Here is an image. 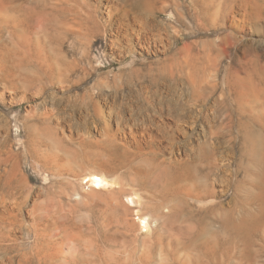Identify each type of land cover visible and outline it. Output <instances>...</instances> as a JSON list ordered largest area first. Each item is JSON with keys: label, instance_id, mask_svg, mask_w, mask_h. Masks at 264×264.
<instances>
[{"label": "rangeland", "instance_id": "374dc122", "mask_svg": "<svg viewBox=\"0 0 264 264\" xmlns=\"http://www.w3.org/2000/svg\"><path fill=\"white\" fill-rule=\"evenodd\" d=\"M4 1L5 7H0V50L2 51L0 78L6 79L9 84L12 83L16 72L21 73L16 68L20 67L23 61L29 62L28 57H33L35 48L42 47V45L32 46L24 41L27 53L15 56L7 47L8 45L17 47L18 44L15 42L19 41L20 34L39 39L49 54L53 52L52 54L57 56V53L61 52L66 60L81 59L83 44L76 36L77 31L73 33L71 30L68 34L64 32L60 34L65 31L66 26L62 27L54 23L57 16L63 18L57 8H51L54 0L49 2L46 22L40 12V4L44 0H8L7 5ZM168 1L174 3L171 10H175L176 4L179 3L177 8L182 12L188 10L187 4L191 1L196 8L202 9L203 24L196 33L193 31V36L189 37L187 34L196 29L198 23L186 14L188 18H185L183 24L175 23L174 27L170 28L173 35L172 45L166 54L137 50L132 54V58L136 62L134 66L140 71L139 75L145 78L144 84L151 83L154 77L165 81L157 83L158 87L154 86V89H158L157 96L151 90L156 96L153 104H157L159 99L158 104L175 111L174 116L182 118L183 122L187 123H184L185 133L179 136L181 152L177 155L178 164L174 168L180 174L186 168L187 181L190 182L193 192L200 194L202 199L196 202L185 196L180 189L176 191L174 197L181 201L185 200L183 204L187 208L186 211L196 209L188 206L189 203H196L200 207L199 219L203 221L200 222L199 231L194 233L192 240L187 237L181 239L182 241L175 245L171 254L168 256L159 254L150 264H264V0H217L218 3L221 1L228 3L229 9L225 6L211 7L212 4L209 5L211 0ZM217 11L219 14L216 13ZM173 13L176 14V11ZM18 17L21 20L18 21ZM159 18L165 22L170 21L169 13H162ZM20 27L22 30L19 29ZM39 27L42 30L39 34L38 32L35 34ZM42 37L44 40L47 39L44 41ZM185 44L190 46L191 54L187 50L181 51L183 57L180 58L189 59L191 65H194L187 66L185 72L177 74L175 79L160 72L161 65L158 64V60L169 57L173 51H179ZM110 55V49L105 50L101 42L95 43L90 54L92 56L90 63L87 61L80 63L81 67L88 68L87 75L81 69L72 73L67 72V75H59L58 71L54 76L46 77V95L41 96V88L38 86V89L36 86L25 90L26 99L23 100L22 105L13 108L7 102L3 107L0 105V124L2 123L4 127L2 125L0 127L2 134H0V148L7 151L5 157L11 155L10 162H12L7 167L12 168L14 163L16 164L17 171L20 169L16 173L18 177L26 178L29 185L34 186V192H37L34 193L35 199L40 202L45 198L56 201L53 209L56 208L58 213L66 215L69 230L80 232L91 225L99 226L97 231H100L99 236L105 250L106 261L110 260L109 257L116 250L115 244H112L109 238L121 234L122 231L124 233L125 229L117 224L110 225V228L105 226L108 221L104 218L103 212L100 213L92 205L91 194L94 189L88 180L93 173L106 176L108 185L99 189L102 197L105 198L112 190L120 187L122 179L131 178L133 171L129 165H126L124 158L137 149V144L126 140L125 143L118 142L119 140L117 144L111 143L102 134L101 127L93 126L89 115L91 113L84 111L89 103V100L84 102L87 97L89 98L88 95H96L100 92L103 93L100 100L102 104H106L102 106L107 108L109 102L115 101L108 97L115 83L123 84L130 78L126 73L130 64H126L131 58H119L123 64L115 59L111 65L110 60L113 58ZM17 60L23 61L20 63ZM30 66L33 67L32 64ZM27 67L24 70L26 72ZM189 69L206 76L207 81L204 82V86L196 85L194 78L188 72ZM176 70L171 68L168 74L178 73ZM19 73L16 74V83L19 85V90L23 91L21 86L23 76ZM138 73L131 74L134 85L131 88L126 87L125 91L141 89ZM120 76L121 78H118ZM67 77L69 81L65 80ZM70 83H73V87H66ZM210 84H216V90L213 92L211 89L201 93L202 90L209 89ZM45 97L47 107L52 106V97H55L62 110L66 109L68 112L71 108L76 110L74 115H66L65 120L62 121L63 125L57 122L58 119L50 121L52 126H59L58 135L64 140L65 148L70 149L69 156L73 160L74 171L62 170L60 175H56L54 172L58 171L57 167L52 166L50 170L48 169L51 172L43 173L40 167L44 164L45 170L48 168L43 161L37 163L38 166L35 164L37 167L33 168L31 162L35 153H27L22 147L20 140L24 139L23 131L20 129L21 132L16 134L14 117L21 114L25 116L29 110H44L42 101ZM134 105L138 106V103L135 102ZM144 106L142 105V108ZM30 123H38V121L31 120ZM6 126L11 128V133L9 130L5 131ZM82 133H85L87 138L92 137L95 142L83 143ZM105 144L110 146L111 152L105 149ZM158 147L161 154L169 156L167 151L164 152L166 145L159 144ZM142 149L147 155H154V152L149 150V144H142ZM88 152L91 157L86 155ZM101 154L107 156L103 161L99 160ZM5 164L6 162L3 167H6ZM37 168L40 170L38 171ZM39 191L43 193L39 195ZM164 210L168 211L167 208ZM138 217L135 215L136 221H139ZM225 219L233 221L235 226L244 223L246 228H234L232 233H226L223 231ZM157 227V224H153L150 232L141 233H144L142 234L144 237L158 236L162 234L163 229ZM156 228L157 231L154 230ZM116 248L121 253H118L120 264H131L127 247L119 243ZM32 264H38L37 257L32 259Z\"/></svg>", "mask_w": 264, "mask_h": 264}, {"label": "bare ground", "instance_id": "6f19581e", "mask_svg": "<svg viewBox=\"0 0 264 264\" xmlns=\"http://www.w3.org/2000/svg\"><path fill=\"white\" fill-rule=\"evenodd\" d=\"M3 1L4 0H0V7H5ZM7 1L8 0H6V2ZM49 2L50 0H44L40 4L41 11H39L45 22L48 20ZM211 4V7L225 6L229 9V4L223 1L218 3L217 0H211L209 5ZM176 5L178 7L179 3ZM187 5L189 6L188 10L182 12L178 11L179 9L177 7H175V10H171L174 3L168 0H54V4L51 8H57L63 15V18H65L63 19L57 16L54 22L59 26H66L65 31H62L60 34L63 32L68 34L71 30H73V33L77 31V34H75L82 41L83 45L80 60H66V57L62 56L61 52H58L57 56L53 55V52L49 54L48 51L43 48V44L39 39L35 37L32 38L27 34H20V36H18L19 41L15 42L18 44L17 47L8 45L7 49L12 51L10 52L12 54L14 52L15 56H19L20 54L25 55V52L27 53L24 41L29 42L32 46L42 45V47L35 48L36 52L33 54L32 58L28 57L29 62L24 63V61L21 60L23 63L20 67L16 68L21 71V73H18L23 76V85H21L24 89L23 91L19 90V85L16 83V74H18L16 71H14L16 72L14 81L12 82L11 80L12 83L10 84L6 82V79L0 78V105L3 107L7 102L11 108L22 105L23 100L26 99L24 94L25 90L27 91L36 86H40V95H44L46 93V77L49 78L54 76L58 71L59 75H67V72L72 73L81 69L83 73L87 75L88 68L81 67L80 63L83 61L90 63V60H92L90 54L93 52L95 43L101 42L105 50L110 49V56L113 58L110 60L111 65L114 63L115 59H118V63L123 64L119 58L127 59L130 57L129 63L127 62L126 64H130L129 70L126 72L129 74L130 78L127 80L125 79L126 82L123 84L115 83L113 89L108 93V97H111V99L115 101H108L110 104L107 102L109 105L105 108L102 105L106 104H102L100 100L101 94L103 93L100 92L96 95L89 94V98L87 95H84L87 97H85L86 99L84 102L89 100L84 111L88 114L91 113L89 115L92 118L93 126L101 127L102 134L106 139L108 138L111 143L117 144L118 140V142L122 141L125 143L124 140H126L137 144V149L124 158L126 165H129V167H131L130 169L133 171L131 173V178L122 179L120 187L112 190L109 195L106 194L107 196L105 198L102 197L99 189L108 185L106 176L93 173L88 180L94 189L93 193H90L92 205L96 207L100 213L103 212L104 218L108 221L105 226L110 228V225L117 224L121 227L123 226L125 229L124 233H122V231L121 234L109 238L111 242H113L112 244H115L114 249L116 250L112 252L111 257H109L110 260L106 261L104 254L105 250L99 236L100 231H97L99 226L94 227L91 225L86 230H81L80 232L69 230L66 215L58 213L56 208L53 209V204L56 201L53 202L52 199L45 198L44 201L40 202L35 199L34 193L36 191L34 192V186L32 185L33 187H31L26 178L18 177L19 175L16 173H18L20 169L17 171L15 163L14 165L11 164L13 165L12 168L7 167L9 163H12L10 162L11 155L9 154L10 157H5L4 154L7 153V151L5 152L3 151L5 149L2 150L0 148V264H32V259H34V257L38 258V264H120L121 260L118 254L120 252L116 248L119 243H121V246L127 247L130 253L131 260H129L131 264H150L155 261L157 255L160 254L161 256L163 254L168 256L171 254L175 245L179 244L181 239L183 240V238L185 239V237H187L192 240L191 238L194 236V233L199 231V224L203 221V219H199L200 216L198 215L200 207L196 203H189L188 206H193L196 209L186 211L187 208L183 204L185 200L183 199L181 201L174 197L176 191L180 189L185 196L194 199L196 202H200L202 199L200 194L193 192L190 182L187 181L188 173L186 168L182 174L178 173L174 168V166L178 164V162H176L177 155L181 152V141L179 140V136L185 133L184 123L186 122H183L182 118L174 116L175 111L168 109L162 104H158L159 99L157 104H153L158 92V89H154V86H157V83L163 82L164 80L154 77L152 81H150L151 83L144 84L145 78L142 77L143 75H139L138 72L140 71L134 66L136 62L134 58H132V54L137 52V50H143L146 53L166 54L172 45L173 35L170 28L174 27L173 25L175 23L181 24L185 18L187 19L188 16H186V14L198 23V27L187 34L189 37L193 36V31L196 33L203 24V11L201 8H196V5L192 4L191 1ZM174 11H176V14L178 12V14H174ZM162 13H169V22L162 21L159 18ZM216 13L219 14L218 11ZM174 15L175 18L173 19ZM30 16L31 15H29V17ZM33 16L34 14L31 17L33 18ZM17 20L19 21L21 19L18 17ZM19 29H21V27ZM41 30L42 28L39 27L35 34L37 32L39 34ZM21 40L23 41L21 42ZM184 50H187L188 53L191 54L190 46L185 44L179 51H173L169 57L159 59L158 64L161 65V67H159L160 72L174 77V79L177 74L185 72V68L191 65V61L189 59L182 60L180 58L183 57L181 51ZM1 54L2 51L0 50V56H2ZM99 63L100 61H98V65ZM31 64L33 67L30 66ZM26 66H28L27 72L24 71ZM94 67H96V65ZM0 68H2V66H0ZM101 68L102 66L100 69ZM171 68L174 71L177 69L176 71H178V73L174 72L175 74H172L170 72L168 74V70ZM188 72L194 78L193 81L196 85L204 86V82L207 81L206 76L199 75L190 69ZM132 73H138V81L141 85V89L139 91L129 90V92H127L124 89L126 87L131 88L134 85L133 75L131 76ZM125 76L127 77V75ZM118 78H121V76ZM65 80L69 81V78L67 77ZM167 83L168 82H166V85ZM209 83L212 82L209 81ZM210 86L209 89L202 90L201 93L211 89H213V92L216 90V84H210ZM66 87H73V83L67 84ZM151 90L156 96L151 93ZM118 98H122V100H116ZM51 102L52 106L47 107V100L45 97L42 101L44 110L37 111L34 109L29 110L25 116L24 114L17 115L14 117V125L17 129L16 134H19L21 130L24 133V139L20 140L22 147L27 153H35L34 160L31 162L34 166H31L35 168L38 166L37 163L43 161L46 162V167H48L47 170H45L44 164L40 167L43 173H46L45 171L48 172L52 166H55L58 171L54 173L60 175L62 170H65V172L66 170H73V160L69 156V154H71L69 153L70 149L68 150L69 147L65 148L64 140L58 135L59 126H52L50 121L53 122V119H58L57 122L63 125L62 121L65 120L66 115H74L76 110L72 108L69 112L66 109L62 110L55 97H52ZM135 102L138 103V106L134 105ZM142 105L145 106L142 108ZM31 120H36L38 123L31 124ZM6 123L5 125H7ZM1 125L2 123L0 127ZM112 129H114V132H112ZM7 130L10 131L11 128L9 129V127H7L5 131ZM81 136L84 137L83 143L95 142H93L92 137V139L90 136V139L87 138L85 133H82ZM104 143L102 142V144ZM142 144H149V150L153 151L154 155L149 156L144 153ZM159 144L167 146L164 152L166 153L167 151V153H169L168 157L165 156L166 154H161L158 151ZM105 149L111 152L110 146L106 145ZM86 155L91 157L89 152L86 153ZM100 156L99 160L102 161L107 158L105 154H101ZM17 159L19 160L18 157ZM5 162L6 167H3ZM35 164H37V166ZM38 169L39 168H37V170ZM20 176H22V174ZM185 180L186 182L184 183ZM41 193L39 195H41ZM170 202L172 203L170 204ZM165 208H167L168 211H165ZM135 215L139 216V221H136ZM232 222L233 221L229 219H225L224 232L232 233L234 228H246L244 223H239V226H235ZM153 224H157L158 227L163 229L162 234L155 237H144L142 235L144 233L141 232H150L153 229ZM157 228L154 230L157 231ZM136 230L139 232L137 233Z\"/></svg>", "mask_w": 264, "mask_h": 264}]
</instances>
